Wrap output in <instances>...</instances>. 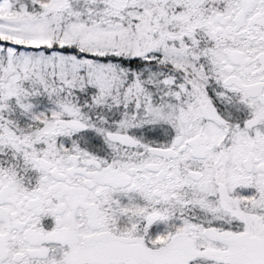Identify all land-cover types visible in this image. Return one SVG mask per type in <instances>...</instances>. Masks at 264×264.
<instances>
[{"label": "snow or ice", "instance_id": "snow-or-ice-1", "mask_svg": "<svg viewBox=\"0 0 264 264\" xmlns=\"http://www.w3.org/2000/svg\"><path fill=\"white\" fill-rule=\"evenodd\" d=\"M0 264H264V0H0Z\"/></svg>", "mask_w": 264, "mask_h": 264}]
</instances>
